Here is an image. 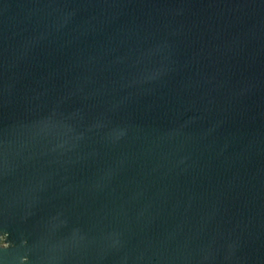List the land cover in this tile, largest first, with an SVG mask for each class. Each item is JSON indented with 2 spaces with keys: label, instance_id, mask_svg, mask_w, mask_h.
<instances>
[{
  "label": "water",
  "instance_id": "water-1",
  "mask_svg": "<svg viewBox=\"0 0 264 264\" xmlns=\"http://www.w3.org/2000/svg\"><path fill=\"white\" fill-rule=\"evenodd\" d=\"M0 264H264V0H0Z\"/></svg>",
  "mask_w": 264,
  "mask_h": 264
}]
</instances>
